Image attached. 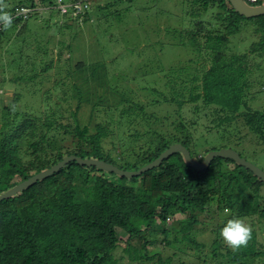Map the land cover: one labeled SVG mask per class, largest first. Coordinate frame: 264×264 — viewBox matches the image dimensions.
<instances>
[{"label":"trees","instance_id":"16d2710c","mask_svg":"<svg viewBox=\"0 0 264 264\" xmlns=\"http://www.w3.org/2000/svg\"><path fill=\"white\" fill-rule=\"evenodd\" d=\"M118 1L122 0L99 5L94 0H0L13 18L10 28L0 26V44L16 27L24 30L16 55L3 58L0 53V69H16L13 80L20 89L8 106L0 105V195L67 156L137 171L173 144L183 146L197 162L210 151L230 149L197 150L179 115L184 107L197 110V104L220 114L219 127L240 119L264 143V113L248 108V99L255 94L249 92L253 86L249 76L264 65V15L242 17L227 0H182L179 14L185 28L176 35L167 29L165 33L174 36L173 44L190 51L186 61L165 69L159 88L122 89L110 80L104 62L71 59L82 27L88 25L95 33L96 23L113 28L118 22L121 28L126 16V23L133 22L125 8L110 11ZM243 1L249 6L264 3ZM22 9L25 16L18 14ZM37 22L41 31L52 34L40 36ZM53 33L58 39L52 43ZM97 38L88 40L95 45ZM53 67L59 75L55 87L77 98L69 124L20 108L24 89L36 88L41 75ZM138 91L146 94L143 101L136 100ZM61 97L58 101L64 102L66 97ZM80 104L107 107L104 119L91 129L86 125L80 129L76 120ZM158 108L172 110L177 120L167 123V116L155 112ZM66 137L69 145L56 144ZM109 140L111 150L105 144ZM180 215H187L183 226L189 231L182 235L186 249H179V254L195 250L199 253L194 259L203 264H256L264 259V236L253 229L256 224L264 226V182L229 159L214 158L205 170L195 171L175 152L131 178L70 161L1 200L0 264H121L114 257L120 244L132 264H187L175 253L164 259L146 254L155 242L151 235H163L161 242L168 249L179 242L168 240L171 229L166 222ZM199 216L220 221L210 230L207 246L191 236L201 224ZM233 218L244 220L252 233L247 246L236 251L219 236L223 224Z\"/></svg>","mask_w":264,"mask_h":264},{"label":"rangeland","instance_id":"374dc122","mask_svg":"<svg viewBox=\"0 0 264 264\" xmlns=\"http://www.w3.org/2000/svg\"><path fill=\"white\" fill-rule=\"evenodd\" d=\"M8 1L13 2V0ZM108 1L112 2L115 0H94V3L103 5ZM7 4L8 2H6V6ZM113 5L115 6L112 9L110 8V11L125 8L130 16L134 18L133 22L129 23L130 21H127L126 23V16L125 18L122 17L121 28L118 22L115 23L116 26H113V28L107 26L102 28V26H98L96 23L93 28L94 30L92 29L96 31L95 33L90 32V26L88 25L82 27L73 43L71 59L74 61L85 60V63L104 62L110 80L121 85L122 89L125 87L132 89L141 87L159 88L162 72L168 69V67H173L179 62L186 61L188 58L186 55L190 52L185 48L173 44V41H175L174 36L165 33V29H167L173 33L175 32L174 34L176 35V31L185 28L186 23L183 24L181 22V15L179 14L184 3L182 0H122ZM94 14L95 16L99 15L96 12ZM54 21L53 18L51 23ZM39 23L37 22L36 31L39 32L40 36H43L42 33H46L47 35L50 31L46 32L44 29L41 31ZM28 24H32L33 28L35 27L33 21H30ZM96 26L97 29L95 28ZM12 31L3 37V44H0V53H3V58H11L17 54V50L20 48V44L18 43L23 36L21 32L24 30L19 26ZM51 31L54 30L51 29ZM50 34L52 33H48V35ZM53 34L55 36L51 35L52 43L58 39V35ZM83 36L85 37L83 38ZM88 37H98L97 43L93 45L92 42H89ZM6 49L9 52L5 53ZM51 50L54 54L55 48L52 47ZM48 58L49 56H47ZM259 69L249 76V82L253 85L249 92L255 94L251 95L248 99V108L251 111L264 113V65ZM16 74V69L14 70L13 68L5 72L0 69V80L2 81L0 83L1 106H8L20 91L17 82L13 80ZM58 79L59 75L56 67L42 74L41 78L37 81L38 85L36 88H25L23 92L25 95H20V108L30 115H35L39 112V117L41 118L50 116L55 119L58 118L57 123L69 124L71 122L69 119L70 113L78 105L77 98L75 96L71 98L70 93H61L60 89L55 87ZM135 94H137L136 100L138 101H143L146 96L145 93L140 91ZM63 96L66 99L64 102H59L58 98L61 97L63 99ZM197 106V110L184 107L179 111V115H181V119L189 127L192 142L199 147L198 151L227 146L236 153H242L248 162L264 170V143L255 134L249 132L243 125V122H240V119L229 124H222L219 127V125H216V122L220 114L199 104ZM78 108L76 120L80 129L85 125L91 129L94 124L104 119L107 107L105 109L93 107L92 109L90 104H80ZM155 112L159 116H167V123L169 124L171 121L177 120L178 117L174 115L172 110L168 112L167 109H163L162 112L158 108L155 109ZM220 135L222 138L216 139ZM110 140L112 139L110 138ZM110 140L105 142L106 148L109 150H111L109 145ZM112 141L116 143L118 140L113 139ZM56 144L69 145L70 140L66 137V140L60 143L56 141ZM223 212L226 214L225 211ZM186 217L187 215H180L174 218L169 217L167 220L166 226L171 229L168 240L171 242L173 239L179 241L178 243H172L169 249L165 248L161 242L163 235H151L155 242L147 248L146 254L148 257L156 253L164 259L175 253L178 255L177 258H185L184 260L188 262L187 264H203L198 263L194 259V256L199 253L195 250L186 251L185 255L178 253L179 249H186L184 248L185 242L182 238V235L187 234L189 231L188 228L183 226V220ZM199 220L201 224L195 226V228L199 227V232L197 230V232L192 231L191 236L197 242L209 245V232L220 221L219 219L211 220L206 216H199ZM261 226H257L256 224L253 229H256L257 232L259 231L261 237H263L264 226ZM122 237L124 236L122 235ZM136 243L139 244L140 242L136 241ZM123 245L120 244L115 249L114 257L118 258L121 264H132L121 250ZM263 260H256V264H264Z\"/></svg>","mask_w":264,"mask_h":264},{"label":"water","instance_id":"95a60500","mask_svg":"<svg viewBox=\"0 0 264 264\" xmlns=\"http://www.w3.org/2000/svg\"><path fill=\"white\" fill-rule=\"evenodd\" d=\"M227 1L230 7L232 8V10L242 17L253 18V17L264 15V4L259 5V6H249L243 0H227ZM175 152L180 153L184 159L186 166L194 169L195 171L200 172V171L205 170L208 167L209 163L214 158L229 159V160H232L237 165L249 170L255 177H257L258 179L264 182V171H262L260 168L256 167L255 165L251 164L250 162L246 161L245 159L239 157V155L231 149L223 148L217 151H210L204 156L201 162H197L189 156V152L183 146H181L180 144H173L168 149H166L164 152H162L159 155V157L155 159L153 162L143 166L137 171H123L101 160L82 159V158L75 157V156H67L63 158L62 161H60L56 165L50 167L49 169H46L44 171H41L35 174L34 176L22 181L21 183L17 184L13 188L1 194L0 201L33 185L35 182L39 180L44 179L56 173L70 161H75L77 164L82 165V166L94 167L99 170L107 171L119 177L131 178V177L138 176L141 173L146 172L147 170L153 167L158 166L163 159H165L166 157H168L169 155Z\"/></svg>","mask_w":264,"mask_h":264},{"label":"clouds","instance_id":"9594fccd","mask_svg":"<svg viewBox=\"0 0 264 264\" xmlns=\"http://www.w3.org/2000/svg\"><path fill=\"white\" fill-rule=\"evenodd\" d=\"M12 23V16L4 10V6H0V26L8 29ZM251 234V228L240 218L227 220L219 230L220 238L233 251L246 247L251 239Z\"/></svg>","mask_w":264,"mask_h":264},{"label":"built area","instance_id":"2783aa9c","mask_svg":"<svg viewBox=\"0 0 264 264\" xmlns=\"http://www.w3.org/2000/svg\"><path fill=\"white\" fill-rule=\"evenodd\" d=\"M245 1L248 2V3H254V2H256V0H245ZM81 9H82L81 6H76V10H77L78 12L81 11ZM61 12L64 13L65 10L62 9ZM26 13H27V12H26V10H24V9L19 10V12H18V14H21V15H23V16H25Z\"/></svg>","mask_w":264,"mask_h":264}]
</instances>
